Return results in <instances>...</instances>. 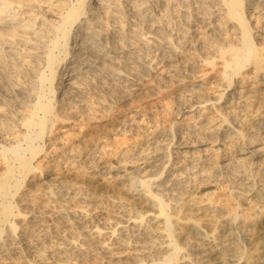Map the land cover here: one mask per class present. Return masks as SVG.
I'll list each match as a JSON object with an SVG mask.
<instances>
[{
	"label": "bare ground",
	"instance_id": "6f19581e",
	"mask_svg": "<svg viewBox=\"0 0 264 264\" xmlns=\"http://www.w3.org/2000/svg\"><path fill=\"white\" fill-rule=\"evenodd\" d=\"M205 3L206 0H0V108L9 109L7 114L13 117L8 123L1 122L0 120V155L4 162L3 179L0 182V195L6 194L11 188L8 185L10 179L14 180L13 187L16 190L15 192H17L20 188L24 187L23 182H25L24 180L27 175L34 170H37L36 176L39 178V180L37 179V183H41L40 179L43 176H47L46 172H43V168L39 167V163L34 164L33 162L37 158L36 156L44 151L43 138L46 133L52 132L51 130L57 122H64L69 119L76 121L75 119H79L80 123L84 122L83 124L86 125L88 122L86 111L89 109L88 105L84 103L90 99V102L95 98V100H99V97L94 96V92L92 93L93 95H84L92 83L102 89L109 86L108 84L117 83L127 87L125 89L132 91L137 89L135 86L140 85L142 78L147 76V74L151 73L155 77L165 72H172L174 64L171 61H174L180 49L178 50L177 44L173 42V38L177 37L176 33L173 36V30L170 32L171 27H168L170 29L169 33H165L167 25L165 28V23L163 22H171L173 19L180 17L173 15L172 12H175V10L180 11L184 16L183 18L187 19V21H206L203 20ZM215 5L212 11L210 8H206L207 11L210 10L215 13L214 15L218 16L209 25H214L213 27H215L217 24L219 26L223 24L221 27L225 31H230L233 38L232 41L227 42V45L224 44L215 49L216 55L211 53L213 56L202 57L203 63L210 67L209 70H212L215 66L214 60H218L222 64V76L227 80L222 88L224 90H229V87L234 83V77L240 76L242 70L247 66L253 69L252 73L254 75L259 74L261 76L260 80H264V43L255 41L252 33L259 21H254L255 25H251L250 23V19L254 14H256L254 17L264 15V0H216ZM206 15H209V13ZM205 17L207 18V16ZM167 24L169 25V22ZM204 25L206 26L207 24ZM187 28L189 29V27ZM180 29L183 31L184 28ZM187 32L189 31L187 30ZM187 32L183 34L187 36ZM183 34L181 35L182 37ZM191 38L193 37L191 36ZM196 38L199 39V37ZM204 71H202V75L200 74L201 76H205L208 72V70ZM201 86L199 85L198 88L200 89ZM95 90L97 89H92V91ZM223 93H216L213 100H203L204 98L198 100L187 108H191L196 103L204 104L209 101L213 108L212 105L223 98ZM90 102L89 104H91ZM97 102L99 103V101ZM259 105L256 106V109H261ZM109 108H102L101 111H106L107 114ZM220 117L222 118V122L226 120L222 114H220ZM259 123L264 126L263 120ZM218 126L220 127V124ZM218 130L216 134L213 133L216 135L215 138L217 137V142L219 143L215 149L217 153L221 148L227 147L225 143L228 140L227 138H233L231 132H235V137L241 141L245 138L243 130H239L238 128L231 131L223 130L222 128ZM255 135H251L248 138L252 144L260 140ZM34 139L40 141V143L37 142V146H32ZM233 141L235 142L236 140L233 139ZM262 143L264 142L262 141ZM228 145L230 146V144ZM146 147H148V144ZM181 147H185V145L183 144ZM250 147L247 145L240 146L241 149L236 152L237 154L234 158L238 161L241 160L242 163L246 159V156L243 157V155L246 154L248 155L247 159L264 157V146L258 145L254 149ZM182 151H176L177 155L179 156ZM86 155L84 154L81 157L80 154L76 158V161L82 159L83 165L79 167L84 170L90 168V162L87 163L89 165L84 164V160L88 159ZM167 156L169 157L168 154ZM175 159L177 161L181 160V158L177 159V157ZM62 160L64 164L68 163V166L71 165L72 167L74 165L70 157L66 155ZM153 161L154 159L142 161L144 163H142L143 166L140 163V166L133 169H131V166V168H118L117 170L119 172L118 178L127 181L128 188L126 190L130 195L129 197L136 196L135 199L140 201V205H144L145 207L144 210L142 209L143 211H137L134 208L136 211L134 214H126L127 218H125V222L131 223L130 227L128 226L129 228H127L129 230L127 232L129 237L124 235L126 239L122 237L121 241L117 240L118 245L116 246L122 248L123 251H120V253L117 251L115 253L109 252L107 263L110 261V263L113 262L115 264H199L200 262L202 264H264V194L262 196V192L260 193V190H256L255 188L256 182L254 177L256 175H254V171L247 170L248 175L244 178L246 181H244L245 185L244 183L243 185L249 192L256 191L258 195L256 198L258 200L255 202L253 197V203L260 202V204H250L252 201V198H250L246 208L243 209L242 206V211L244 210V212L241 213L240 211L230 209L232 207L231 204L229 209L233 211L231 213L226 212L228 215L222 213L224 206L218 207L219 209L217 208L216 210L210 207L208 203L203 209H198L199 211L201 210V216L197 218L201 220L205 217L201 218L202 215L207 216V214L214 215L213 220L217 219V214L214 211L219 212L218 218L222 219L223 215H225V218L221 221H218L219 219L214 220L220 222L218 224L222 228L221 231L217 230L216 227H211L213 230H211L212 232L210 231V234L200 230V233L203 234L202 236L199 235L201 236L200 238L209 237L210 246L209 248H202L204 250L197 252L196 254L199 257L193 260L191 252L185 251V253H181V250L184 249V241L190 239L191 232L189 236L185 234V237H181L180 240L177 237L184 227H177V225L181 224V218L175 214L174 209L177 206L175 205L176 207H174V204L179 202L181 197L178 199L174 198L176 195L173 193L175 195L173 199V194L169 193V191H172V186L176 187L181 183L179 181L181 176L179 178L177 177L178 174H174L171 171L179 163L172 161L171 164L169 163L172 166L171 168L168 167V169L165 162L164 166L161 165L163 168L161 171L159 170V173L148 174L147 167H150ZM225 165L228 164L225 163ZM181 169L177 172H181ZM165 170L168 175L166 179H161L160 175ZM84 174L82 170L81 175L77 174V177L78 175L84 176ZM67 177L64 175L63 177H55L54 179L52 177H50L51 179L47 178L46 181L50 184V186L46 185L49 186L47 193L55 195V197L60 196L56 195V193L62 192L63 185L69 182V178L66 180ZM27 187L29 188V186ZM240 187L242 186L240 185ZM168 194L171 195L167 197ZM235 197L238 198L237 195L234 196V199H236ZM62 202L64 201L60 203ZM28 205L30 204L28 203ZM21 207L24 208V206ZM3 208L9 209L10 217L19 215L25 217L24 214H21L25 211L21 213L19 210L13 211L14 205L10 201L3 205ZM180 208H182V205ZM32 209L30 210L32 211ZM237 209L239 210L238 207ZM83 211L85 212V210ZM40 212L43 214L42 211ZM185 212L182 214H185ZM194 212H190V215ZM38 214L41 215L39 211ZM75 214L78 213H71L67 217L63 215L73 225L76 221L74 216H77ZM182 214L179 215L182 216ZM31 215H33V218L36 217L34 211ZM190 215H186V217ZM10 217L5 222L10 224L11 229L7 232L8 234L3 232L7 237L0 241V257L2 258V255L11 249V246H16L14 240L17 234V223H13ZM194 218L192 219L194 220ZM24 219L27 221L26 218ZM20 222L18 224H22ZM118 223L121 222L118 221ZM183 224L186 225L188 223ZM195 224L197 223L195 222ZM34 225L36 224L26 225L27 230L33 233ZM204 225V229L207 226L206 229L209 232V226ZM100 229L98 225L94 226L97 235L100 233ZM81 231H85V229H81ZM116 231L118 230L113 226L110 235H113ZM1 233L2 231L0 230V238ZM77 235L75 236L76 238L79 237ZM20 237L22 236L20 235ZM83 238L85 239L86 237ZM104 241H107V239ZM100 244L104 245L103 243ZM64 245L70 246V243ZM70 247L72 248V244ZM102 247L104 248V246ZM104 249L106 252V249L109 248L106 247Z\"/></svg>",
	"mask_w": 264,
	"mask_h": 264
},
{
	"label": "rangeland",
	"instance_id": "374dc122",
	"mask_svg": "<svg viewBox=\"0 0 264 264\" xmlns=\"http://www.w3.org/2000/svg\"><path fill=\"white\" fill-rule=\"evenodd\" d=\"M215 4L216 0H206L203 10L205 12L203 16L204 19L202 18L206 20L203 21L204 23L202 20H199V22L198 20H188V22L187 19L185 20V18H183L184 16L182 13L177 10L171 12L175 17L176 15L180 17L175 19H173V17L171 22H163L165 23V28L167 25L165 33H169L170 29V32L173 30V36L175 35L174 33H176L177 37L173 38V42L177 44V49H180L174 61H171L173 62L172 64H174L172 72H165L155 77L153 74L151 75V73L147 74V76L142 78L140 85L135 86L137 89L132 91L130 89H125L127 87L117 83V85L115 83L108 84L109 86L103 89L99 88V86L96 87V85L92 83L89 87L91 90L88 88V91L86 90L87 93H84V95H93L92 93L94 92V96L99 97V100H95V98L94 100L92 99L93 103L90 102L91 99L84 103L88 105L87 107L90 110L86 111L88 124L86 123L85 125L83 124L84 122L80 123L79 119H75L76 121L69 119L64 122H57L52 128V132L45 134L43 138L44 151L40 152L33 161L34 164L39 163V167L43 168V172L47 174V176H43L42 179H40L43 184L40 182L37 183L39 178L36 176L37 170H34L28 174L24 180V187L15 192L16 190L13 187L14 180L10 179L8 185L9 187L11 186V188L6 194L0 195V230L2 231L0 241L7 237L6 234H8L7 232L11 229L10 224L5 222V220L10 217V211L9 209L3 208V205L10 201L14 205V212L17 210H19L20 213L25 211L21 213L24 214L25 217H23V215L10 217L13 223H17L16 233L19 234L16 235L19 238L15 235L14 241L16 246H11V249L9 248L10 250L8 249L9 251L5 252L6 255L3 254V258L0 257V264H109L110 261L107 263V255H109V252L115 253V251H117L120 253V251H123L122 248L116 245H118V241H121L120 239L122 237L126 239L124 235L129 237L127 234L129 230L127 228L130 227L131 223L125 222V218H127L126 214H134L136 212L135 209L137 211H143L145 207L144 205H140V201L135 199L136 196L129 197L130 195L126 190L128 188L127 181L118 178L119 172H117V170L118 168H131V166V169H133L134 167L140 166V163L141 166H143V162L151 159H154V161L150 164V167H147L148 174L159 173V170H162L165 162L166 168H171L172 165L170 164L172 161L179 163L176 164L177 166L175 165L174 169L171 171L174 172V174H178L177 177L181 176V178L179 177L180 179H178L182 184H178L177 186L179 187L172 186V191H169V193H174L176 195L173 194L172 198L174 196V198L177 199L181 197L179 202L176 204L173 203L174 207L177 206L174 209L175 214L183 219H180L181 224L177 225V227L185 228H183L182 232L178 233L179 236L177 235V237L180 240L181 237H185V234L186 236L187 234L188 236L191 234L190 239L186 240L187 242L183 240L184 249L181 250V253H185V251L191 252L193 254V260L198 259L199 255L196 254L197 252L204 250L202 248H209L210 246V238L207 236L203 239L200 238L203 235L200 233V230L210 234V231L213 230L212 228L216 227L217 230L221 231L220 222L214 220L219 219L218 221H221L225 218L224 216L226 214L228 215L226 212L231 213L233 210L240 211V213L244 212V210L242 211V206L243 209H245L250 198H252V203L250 202V204H260V202L253 203V197L256 202L258 200V198H256L258 195L256 191H247L244 187V181H246L244 178L248 175V169H250L251 172L254 171L253 173L256 175L254 177L256 182L255 188L256 190H260L263 196L264 157L247 159L248 155L246 154L243 155V157L246 156V159H244L245 161L241 163V160H239V162L234 156L237 154L236 152L241 149L240 146L247 145L249 147L251 146L250 148L253 149L258 145L264 146V143H262V141L264 142V138H262L264 137V126L259 123L262 120L264 121V80H260L261 76H259V74L254 75L252 73L253 69L247 66L242 70L240 76L234 77V83L229 87V90H224L222 88L227 80L222 76V64L218 60H214L215 66L212 70H209L210 67L203 63L202 57L216 55L215 49L224 44L227 45L233 38L230 31H225V29L221 27L223 24L220 26L217 24L215 27H213L214 25H209L218 17L214 15V12H211L213 10L212 8L216 6ZM207 7L210 8L211 11H207ZM208 13L209 15H206ZM254 15L250 19L251 25H255L254 21H259L256 24L257 27L252 31L255 38L254 40L264 43V15H258V17H254ZM205 16H207V18ZM168 22L170 26L167 24ZM204 24L207 25L205 26ZM183 26H187L189 29ZM168 27L171 28L169 29ZM180 28H184L183 31H181L182 29ZM187 30L189 32H187ZM186 32L189 40L186 34H183ZM182 34L183 37L181 36ZM191 36L193 38H191ZM196 37H199V39ZM195 39L197 40L194 41ZM211 53L213 55H211ZM204 70H208V72L205 76H201ZM199 85H202L200 89L198 88ZM94 88L97 90L92 91ZM110 91L111 93H109ZM216 93H223V98L212 105L213 108L210 105V101L204 104L196 103L191 108H187L192 103L203 98V100H213ZM231 93L233 94L231 95ZM97 101H99V103ZM89 102L91 104H89ZM105 102L106 104H104ZM257 103L260 104L259 106L261 109H256ZM105 107L109 108L107 114L106 111H101L102 108ZM8 112L9 109L0 108L1 122L8 123L13 119L12 116L7 114ZM220 114L225 116L226 120L224 122H222V116L220 117ZM219 124L220 127L218 126ZM217 128L228 131L238 128L239 130H243L242 132L245 133V138L241 141L239 138L237 139V137H235V132H231L233 138H227L228 140L226 139L227 141L225 142L227 147L221 148L217 153L215 151L219 144L217 142V137L215 138V134L219 131ZM251 135L258 136V139L261 141L259 140V143H250L248 138ZM233 139L238 142H234ZM37 142L40 143L39 140L37 141V139H34L32 141V146H37ZM147 144L148 147H146ZM183 144L185 147H181ZM228 144H230V146ZM181 150L183 151L179 154V157L177 152H181ZM80 154L81 157L87 154L86 157L88 159L84 160V164H90V168L86 169L84 167L87 171L79 167L83 165L82 159H80L81 161H76L77 156ZM62 155L70 157L74 165L71 167V165L68 166V163L64 164L62 160L64 156ZM176 157L177 159L181 158V160L179 159V161H177L175 159ZM238 162L239 164H237ZM225 163L228 165H225ZM161 165L163 166L161 167ZM180 169L181 172H177L180 171ZM202 169L206 170L204 171ZM3 170L4 162L0 155V182L3 179ZM82 170L85 173L84 176H80ZM77 174L80 175L77 177ZM64 175L68 176L66 180L69 178V182L63 185L62 192L56 193V195L58 194L60 196L55 197V195L47 193V188L50 186V184H48L49 182L46 181L47 178L51 179L50 177H52V179H54L55 177H63ZM167 175V171L165 170L160 175V178L166 179ZM240 185L242 187H240ZM26 186H29V188H26ZM123 186L127 187L124 188ZM170 195L171 194H168L167 197ZM235 195H237L238 198L235 197L236 199H234ZM59 197L64 198L60 199ZM61 201L65 203H60ZM238 201L240 205H238ZM207 204L216 210L221 206H224L223 208L227 210V204L228 210L226 211L223 209L222 213L226 214L223 215L222 219L218 218L220 214L217 211H214V213L217 214V219L215 218L213 220L212 218L215 216L212 214H207V216L202 215L201 218L205 216L202 220L197 218L201 216V210L199 211L198 209H203ZM181 205L182 208L180 209L184 210L183 212L179 209ZM230 205L232 206L231 208L229 207ZM21 206H24V208ZM19 208H23V210L20 211ZM30 209H32V211ZM83 210H85V212ZM33 211L36 216L34 218L33 215H31ZM38 211L40 214V211H42L43 214L39 215ZM188 211L195 212L190 215ZM197 211L199 212L197 213ZM184 212L185 214H182ZM71 213H78L75 214L77 216H74L76 221L73 225L66 220V217L71 215ZM63 214L66 215V217H64ZM179 214H182V216ZM186 215L190 216L186 217ZM24 218H26L27 221ZM192 218H194V220ZM195 219H200L199 221L201 222L198 223L199 221ZM210 220L212 221L210 222ZM118 221L121 223H118ZM19 222L22 224H18ZM183 223L188 224L184 225ZM29 224H36L34 225L35 228L33 233L27 230L26 225L28 226ZM204 224L209 226V232L206 229L207 226L204 229ZM95 225L101 228L98 234L100 236H98L95 232L96 230H94ZM113 226L118 231L110 235ZM81 229H85V231H81ZM22 231L24 232L22 233ZM3 232H6V234ZM20 235L22 237H20ZM76 235L79 237L76 238ZM83 237L86 238L84 239ZM70 239L71 241H69ZM105 239H107V241H104ZM62 243H70V246L72 244L73 249ZM99 246H104V248L107 247L109 249H106L107 251L105 252V249L102 247L101 250ZM103 252L105 257L103 256ZM110 264L115 263L111 262ZM199 264L202 263L200 262Z\"/></svg>",
	"mask_w": 264,
	"mask_h": 264
}]
</instances>
